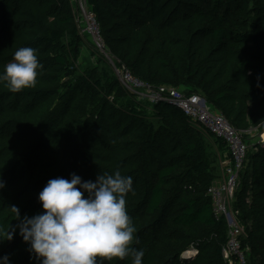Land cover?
<instances>
[{
    "label": "trees",
    "instance_id": "trees-1",
    "mask_svg": "<svg viewBox=\"0 0 264 264\" xmlns=\"http://www.w3.org/2000/svg\"><path fill=\"white\" fill-rule=\"evenodd\" d=\"M87 4L116 68L152 89L203 97L243 138L264 131V0ZM83 46L71 0H0V72L20 47L36 49L43 65L34 87L13 93L0 82V223L19 222L11 206L21 218L40 214L49 179L95 181L120 170L133 178L127 213L143 264H230L227 226L207 194L204 147L208 139L222 152L226 143L165 101L154 105L156 123L147 120L105 56L79 60ZM238 185L232 206L245 228V264H264V143L249 147ZM4 255L10 264H38L19 229L0 242Z\"/></svg>",
    "mask_w": 264,
    "mask_h": 264
},
{
    "label": "clouds",
    "instance_id": "clouds-1",
    "mask_svg": "<svg viewBox=\"0 0 264 264\" xmlns=\"http://www.w3.org/2000/svg\"><path fill=\"white\" fill-rule=\"evenodd\" d=\"M42 69L37 50L20 47L0 72V82L20 92L36 85ZM4 187L0 178V190ZM130 192L134 193L133 178L120 170L99 173L95 181H84L75 173L70 179H49L38 194L43 211L21 218L19 209L11 206L19 222L0 223V242L11 241L19 229L38 264H103L129 256L131 264H143L144 250L132 246L136 228L127 213ZM0 264H10L9 257H0Z\"/></svg>",
    "mask_w": 264,
    "mask_h": 264
},
{
    "label": "built area",
    "instance_id": "built-area-1",
    "mask_svg": "<svg viewBox=\"0 0 264 264\" xmlns=\"http://www.w3.org/2000/svg\"><path fill=\"white\" fill-rule=\"evenodd\" d=\"M74 4L75 18L78 25L83 22V30L88 33L94 45L100 49L113 64V59L107 52L102 39L98 22L89 8L87 0H71ZM115 66V65H114ZM118 79L123 86L134 93L143 94L149 100L165 101L180 109L189 118L198 121L212 134L221 138L227 145L231 162L226 168V178L220 185H211L207 194L212 200V209L216 218L223 217L227 226V241L222 248L224 258L232 264L237 259L239 264H245V255L240 247L241 237L244 236V227L237 220V211L229 210V197H233L239 171L242 168L247 154L243 131L234 128L220 113L213 110L205 99L197 94L185 95L182 90L171 87L150 88L141 79L134 76L126 67L117 68ZM141 91H143L141 93ZM261 143H264L262 141ZM193 251L188 252L191 254Z\"/></svg>",
    "mask_w": 264,
    "mask_h": 264
},
{
    "label": "rangeland",
    "instance_id": "rangeland-1",
    "mask_svg": "<svg viewBox=\"0 0 264 264\" xmlns=\"http://www.w3.org/2000/svg\"><path fill=\"white\" fill-rule=\"evenodd\" d=\"M83 22L81 21V23L79 24V30L81 35L84 37L85 39V46L82 47L81 50V56L79 60H82L83 63H91V64H95L97 57H99V54H102L103 56L104 53L102 51H100V49H98L94 43L92 42L90 36L88 35V33L86 31L83 30ZM92 47H94L95 52L94 54L92 53L91 49ZM108 60V59H107ZM109 61V60H108ZM110 63V62H109ZM112 69L114 70L115 74L118 72L117 68L113 65L110 64ZM143 91H141L142 93ZM134 100V104L136 105V107L138 109H140L143 113V115L145 116V118L149 121H154V123H156V118L154 117V114L156 113L155 111V107L154 105L157 104L159 101L153 102L151 100L148 99L147 96H144L143 94H140L135 97ZM245 138V144L247 147V152L249 147L251 146L252 143L254 142H262L264 141V131L263 132H253V133H249L247 136H244ZM204 147L208 149V159L210 161V170H209V183L208 185H220L223 180L226 178V168L229 166L231 160L230 158H228L227 156V160L225 162H221V159L219 157L220 154H218L217 151V147L215 144H213V142L211 140L206 139L205 143H204ZM206 150V149H205ZM247 156V154H246ZM244 166H245V161L243 162L242 168L239 171V175H238V179H237V185L236 187L238 188V184L240 182V178L242 177V174L244 172ZM229 210L231 211H237L235 209H233L232 203L234 201V195L233 197H229ZM238 220V217H237ZM239 221V220H238ZM243 225V223H242ZM244 227V225H243ZM244 232H245V228H244Z\"/></svg>",
    "mask_w": 264,
    "mask_h": 264
},
{
    "label": "crops",
    "instance_id": "crops-1",
    "mask_svg": "<svg viewBox=\"0 0 264 264\" xmlns=\"http://www.w3.org/2000/svg\"><path fill=\"white\" fill-rule=\"evenodd\" d=\"M254 131H251L250 133H253ZM218 151V150H217ZM227 151H222V152H220V151H218V154H220L219 155V157H220V159H221V162L223 163V162H225L228 158H227V153H226Z\"/></svg>",
    "mask_w": 264,
    "mask_h": 264
}]
</instances>
